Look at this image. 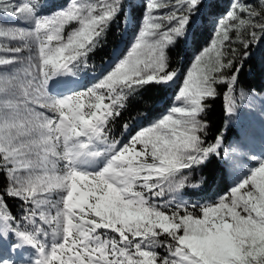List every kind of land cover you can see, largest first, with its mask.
Segmentation results:
<instances>
[{"label":"snow or ice","instance_id":"6c2138e0","mask_svg":"<svg viewBox=\"0 0 264 264\" xmlns=\"http://www.w3.org/2000/svg\"><path fill=\"white\" fill-rule=\"evenodd\" d=\"M216 3L147 0L136 17L131 0H69L51 15L42 0H0V13L31 25H0V39L23 42L0 46V264H264V156L252 154L256 166L226 190L197 202L181 194L211 191L214 176L189 183L223 146L222 134L208 140L209 101L223 86L233 113L236 86L255 70L251 46L264 39V0L260 11L231 0L222 15ZM117 20L125 27L109 41ZM209 21L215 36L201 48ZM102 41L112 51L96 83L53 95L50 81L86 68ZM186 47L195 55L185 72L173 53ZM149 86L161 107L117 138L112 124Z\"/></svg>","mask_w":264,"mask_h":264},{"label":"trees","instance_id":"16d2710c","mask_svg":"<svg viewBox=\"0 0 264 264\" xmlns=\"http://www.w3.org/2000/svg\"><path fill=\"white\" fill-rule=\"evenodd\" d=\"M68 0H51V5L44 6L41 11L43 13L50 12L53 10L54 6H61L65 4ZM141 1V0H140ZM141 5V4H140ZM139 4L135 5V16H140V6ZM217 7H214L213 11H215ZM68 29V28H66ZM65 29V30H66ZM114 35L113 31L109 28V41L111 37ZM235 39V37H233ZM207 37L205 33L202 32L199 38L200 46L205 44ZM112 49V44L107 41H102L101 45L90 54L88 59V65L84 68L85 73H97L101 69L102 63L110 58ZM187 47L180 51V56L175 57V53H173V66L183 67L186 64L187 57ZM251 59L249 61L250 65L247 67H255V70L249 72L246 75H242L240 83L236 86L235 92V109L231 115L227 114L224 111V101L222 93L226 90L223 86L218 87V92L221 95H218L214 100L209 101V109L206 115V119L209 123L208 130V140L211 142L214 137L218 134L223 135V143L229 141L232 138V135L236 133V127L238 124V107L241 103L245 109H247V105L245 102L246 96L250 95L251 92H256L263 87L264 84V71H261V65H264V39L259 40L256 44H253L250 49ZM87 78V77H86ZM244 93L243 98L241 97V93ZM155 91L149 86L148 91H143L142 94H137L133 97H130L128 107L124 111L123 115L118 118L113 124V132L117 138H119L123 132V124L127 121L130 125L140 117L141 115L147 114V110L151 111L154 108H160L161 103H154L156 98ZM160 113H156L159 115ZM222 151V148H221ZM225 157L222 152H220L219 156H214L212 158L211 164L201 172L200 170H196L189 178V183H197L201 175L205 176H214L215 183L211 191L207 193H202L196 191L192 188H186L182 190V196L184 200L197 202L206 199L208 196H212L214 192L226 190L230 186V179L228 177V169L225 162ZM6 184V178L3 175H0V188H3ZM16 200L13 198L7 199V204L9 210L19 216L18 206L16 205ZM21 202V201H20Z\"/></svg>","mask_w":264,"mask_h":264},{"label":"rangeland","instance_id":"374dc122","mask_svg":"<svg viewBox=\"0 0 264 264\" xmlns=\"http://www.w3.org/2000/svg\"><path fill=\"white\" fill-rule=\"evenodd\" d=\"M17 2H19V0H17ZM68 2L69 0L61 6H54L53 10L50 12L43 13L40 10V14L51 15L52 12L57 11L60 7L66 6ZM146 2L147 0H131L132 4L127 8V11L131 13L132 10L135 8V5L141 4L139 16L141 17L144 11L143 4H146ZM42 3L44 6H49L51 5V0H42ZM230 3L231 0H217V3L215 4V7H217V9L214 11L215 14L222 15L223 13H225L226 10L229 8ZM248 3L252 7L256 8L257 11H260L261 0H248ZM0 25H15L20 28L31 27V25L14 20L10 16H7L3 13H0ZM72 27H74V25L66 27L68 29L65 28V36H67V33L71 31ZM124 27V25H121L119 23V20L114 21L113 24L110 25V29L113 31L114 35L118 34V29ZM212 27V23L211 21H209V23L206 25L205 30L203 31L205 33V36L207 37V40L205 44L200 46L201 48L211 45V42L215 36ZM131 36L132 32L129 31L127 37L125 38V42H127V40L131 38ZM0 46H23V42L7 41L4 39H0ZM123 47L124 44H121V48ZM20 55L21 57L26 58L29 55V51L25 49ZM194 55V51H190L187 49L186 64L183 67H180L184 69L185 72L187 71V68L191 66ZM109 61L110 58L105 60L101 65V69L97 73L91 72L87 74L85 73L84 68L80 67L79 71L74 75L58 76L54 80L50 81L49 91L57 97L71 95L79 91H86L88 87H91L94 83H96L97 78L100 77V73L108 67ZM177 83H179V81H177ZM173 89H175V85H173ZM169 95H172L171 89L169 90ZM246 100L247 102H245V104L248 107L247 109H245L241 103L238 107V124L236 127V133L232 135V138L229 139V141L223 143L221 151L223 154L225 153V151L229 153L227 158H225V162L228 169L230 185L235 181L238 176L242 177L250 167L256 166V161L250 158L252 154L256 155L257 157L264 156V84L260 90L256 92H251L250 95L246 96ZM237 145L241 146L240 152L236 155H232L231 149ZM16 205L18 206V209H20V216L22 214L21 202L19 200H16ZM160 251L163 250L161 249Z\"/></svg>","mask_w":264,"mask_h":264}]
</instances>
